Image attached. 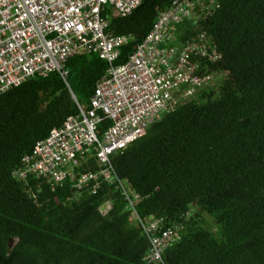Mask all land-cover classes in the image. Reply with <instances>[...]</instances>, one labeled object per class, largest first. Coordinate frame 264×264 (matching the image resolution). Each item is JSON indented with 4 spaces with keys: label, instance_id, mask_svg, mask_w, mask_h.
<instances>
[{
    "label": "trees",
    "instance_id": "obj_1",
    "mask_svg": "<svg viewBox=\"0 0 264 264\" xmlns=\"http://www.w3.org/2000/svg\"><path fill=\"white\" fill-rule=\"evenodd\" d=\"M171 1L141 0L126 16L102 12L107 33L131 36L117 63ZM199 27L216 58L196 55V73L211 78L111 155L116 175L141 196L139 216L181 226L178 240L148 262V237L114 185L74 199L69 180L52 187L11 176L76 102L88 104L106 72L96 53H78L66 60L67 83L52 71L0 94V264H264V0H214ZM87 168H96L93 156L79 170Z\"/></svg>",
    "mask_w": 264,
    "mask_h": 264
},
{
    "label": "built area",
    "instance_id": "obj_2",
    "mask_svg": "<svg viewBox=\"0 0 264 264\" xmlns=\"http://www.w3.org/2000/svg\"><path fill=\"white\" fill-rule=\"evenodd\" d=\"M205 1L172 0L134 51L117 63L131 36L107 33L101 14L109 8L115 16L129 15L141 0H0V94L52 71L67 83L66 60L78 53H96L107 64L88 104L76 102L77 112L37 140L11 176H34L52 187L69 180L74 199L84 190L94 193L103 182L114 185L130 219L148 237V262L161 260L163 251L178 240L181 226L166 227L162 218L139 216L135 207L141 196L116 175L111 155L211 78L196 73L201 64L196 55L216 58L210 55V37L199 27L214 4ZM183 23L191 25L186 33L179 27ZM103 120L110 123L100 131ZM90 156L96 168L79 170ZM108 207L105 203L102 212Z\"/></svg>",
    "mask_w": 264,
    "mask_h": 264
},
{
    "label": "rangeland",
    "instance_id": "obj_3",
    "mask_svg": "<svg viewBox=\"0 0 264 264\" xmlns=\"http://www.w3.org/2000/svg\"><path fill=\"white\" fill-rule=\"evenodd\" d=\"M205 217L208 220L209 228L214 229L215 227H214V221H213V219L210 216H208V215H205Z\"/></svg>",
    "mask_w": 264,
    "mask_h": 264
}]
</instances>
